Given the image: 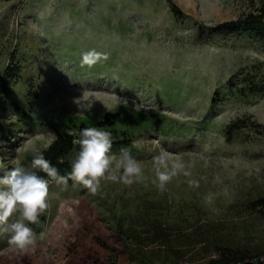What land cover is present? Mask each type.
Returning a JSON list of instances; mask_svg holds the SVG:
<instances>
[{
	"label": "rangeland",
	"instance_id": "374dc122",
	"mask_svg": "<svg viewBox=\"0 0 264 264\" xmlns=\"http://www.w3.org/2000/svg\"><path fill=\"white\" fill-rule=\"evenodd\" d=\"M263 2L0 0V170L30 168L33 146L47 147L80 122L98 127L113 112L112 140L130 138L123 148L146 176L132 185L102 181L97 195L50 181L49 208L29 225L36 245L21 253L0 233V264H207L223 247L264 258V205L256 203L264 197V134L245 128L225 138L234 120L264 124V91H243L242 81L256 74L264 85V40L198 27ZM93 49L109 59L82 67L81 54ZM162 149L195 161L191 177L163 192L153 183ZM118 226L158 241L132 245L131 257Z\"/></svg>",
	"mask_w": 264,
	"mask_h": 264
},
{
	"label": "clouds",
	"instance_id": "9594fccd",
	"mask_svg": "<svg viewBox=\"0 0 264 264\" xmlns=\"http://www.w3.org/2000/svg\"><path fill=\"white\" fill-rule=\"evenodd\" d=\"M108 59V53L89 50L81 54V66L91 68ZM124 103L127 104V100ZM75 136L72 143L79 146V151L66 175H61L44 152L33 146L30 168L14 167L0 178V233L8 234V244L13 249L26 253L36 245L37 235L29 225L38 223L49 208L50 180L64 187L71 180L92 195L101 192L102 181L125 185L145 181L144 169L126 148L120 149L119 156L111 154L113 141L110 132L98 127H84ZM153 162V183L161 192L174 178L180 175L191 177L190 169L195 166V161L172 159L171 154L163 149L153 157ZM41 172L47 178L38 174ZM188 183L196 185L198 182L190 178ZM17 214V219L12 220Z\"/></svg>",
	"mask_w": 264,
	"mask_h": 264
},
{
	"label": "trees",
	"instance_id": "16d2710c",
	"mask_svg": "<svg viewBox=\"0 0 264 264\" xmlns=\"http://www.w3.org/2000/svg\"><path fill=\"white\" fill-rule=\"evenodd\" d=\"M173 11L176 15H184L181 8L172 3ZM199 31L201 34L206 33V31H210L213 34L219 33H237V32H249L251 34H255L264 40V2L258 7L254 12H250L243 17H240L235 20L221 22L217 25H208L205 23H200L198 25ZM261 73V72H259ZM238 74H234L230 77L229 83L230 85H234L237 80ZM243 91H249L253 94H257L264 91V85L259 84L256 80L255 75H247V78H243ZM117 114L113 112H107L103 119L99 121L98 128L101 130L108 131L110 133L114 132L113 129L110 128ZM84 127H93L86 122H80L78 124H74L70 126V129L63 133H58L57 136L53 139V141L45 148H41L40 150L44 152L45 157L51 161L52 165L57 167L61 175H66L71 171V162L74 159L75 155L79 151V146L74 145L72 143L73 139L76 138L75 134L78 133ZM249 129L251 131H255L259 135L264 134V124L260 123L256 120L246 121L244 119H237L230 122L225 128V138L232 142L235 139L241 137L244 134V130ZM125 132H123L124 134ZM113 146L118 147H126L130 143V138H123L120 140H112ZM33 158V155L31 156ZM39 175L46 177L44 173H38ZM6 173L0 170V176H5ZM51 181V180H50ZM72 183L71 180H69ZM258 205H264V197L257 200ZM118 235L120 236L123 242V250L128 252L131 257L135 256L133 252L132 245H138L142 249L148 247L149 245L158 241L155 235L149 236H134L122 226H118ZM162 239V237H159ZM163 246H166V243H161ZM219 257L212 258L207 264H230L232 262L238 260L246 261V264H264V258L258 259H250L235 256L233 254H229L228 248H219ZM182 255H180L181 257Z\"/></svg>",
	"mask_w": 264,
	"mask_h": 264
},
{
	"label": "built area",
	"instance_id": "2783aa9c",
	"mask_svg": "<svg viewBox=\"0 0 264 264\" xmlns=\"http://www.w3.org/2000/svg\"><path fill=\"white\" fill-rule=\"evenodd\" d=\"M230 264H246V261H244V260H238V261L232 262Z\"/></svg>",
	"mask_w": 264,
	"mask_h": 264
}]
</instances>
